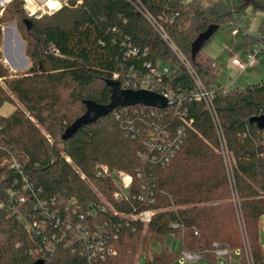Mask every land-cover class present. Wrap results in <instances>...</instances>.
Instances as JSON below:
<instances>
[{
  "label": "trees",
  "instance_id": "1",
  "mask_svg": "<svg viewBox=\"0 0 264 264\" xmlns=\"http://www.w3.org/2000/svg\"><path fill=\"white\" fill-rule=\"evenodd\" d=\"M245 7L264 12V0H233L229 10L220 1L67 0L36 19L18 0L6 7L0 22L16 24L29 66L20 73L6 67L0 29V108L13 107L0 113V264H95L77 226L89 243L111 250L100 264H138L143 256L145 264H152L149 257L175 264L181 251L211 252L214 244L239 250V264H264V129L249 122L264 117V79L222 92L219 65L202 50L194 59L190 52L208 26L230 29ZM144 13L212 92L221 135L205 106L192 101V80ZM150 67L160 73L153 79L162 90L182 96L180 104L116 108L61 140L84 114L83 101L110 103L107 81L117 76L121 87L129 80L139 90L136 81L149 76ZM165 67L167 75L161 74ZM179 113L191 124L162 165L149 133L153 127L173 131ZM100 166L109 173L97 176ZM117 172L131 177L127 190ZM144 211L153 212L148 224L135 219ZM168 237L178 241L177 251L165 245ZM206 258L215 264L212 254Z\"/></svg>",
  "mask_w": 264,
  "mask_h": 264
},
{
  "label": "built area",
  "instance_id": "2",
  "mask_svg": "<svg viewBox=\"0 0 264 264\" xmlns=\"http://www.w3.org/2000/svg\"><path fill=\"white\" fill-rule=\"evenodd\" d=\"M14 1L16 0H0V19L2 18L6 7L10 5L11 3H13ZM18 1H20L21 9L25 13V15L28 18L36 19L45 14L49 15V14L54 13L55 11L60 9L61 6L67 0H18ZM154 1H159V0H154ZM228 2L231 8L233 6V0H228ZM144 16L147 19V21H149L151 25L157 30L159 36L165 42L167 47L171 50L173 55L176 57L177 61L181 65H183V67L186 69L187 74L192 80V83L194 85L193 91L191 93L192 101L201 103L205 106V108L207 109L213 121L217 134L221 135L219 121H218L215 109L213 107L212 92L203 86L195 68L191 64L190 59L187 58L175 46V44L165 34L163 29L157 25L155 20L148 13H144ZM245 25H246L245 15L242 14L239 16L237 21L231 27V34L233 36H237L241 30L243 31L245 29ZM4 27L5 26L2 25L0 22V29L4 30ZM129 53L134 55L137 53V51L132 50V51H129ZM263 57H264V39H261L257 43H254L248 46L244 50V53L241 57L235 56L231 60L230 66L239 72H243L246 69L252 67L257 61H259ZM212 66H214V64H212ZM147 68H149V66H147ZM168 73H169V68L165 67L162 69L161 74L167 75ZM158 75H160V73L156 72L155 69H152L150 67L149 76H146L144 79L142 78L139 79L138 81H136L137 82L136 84H138L137 86H139V90H146L149 92H153L165 98L168 104L167 107L164 109H158L154 107H143V106H139V107L165 110L169 108L170 106L181 103L182 96L180 97L178 95H175V93L171 91L162 90V88H160L158 85L159 81H154L153 78L158 77ZM116 79H117V76H114L113 81H115ZM231 84H232L231 79H228L224 81L223 83L221 82L222 92H225L231 89H236L232 87ZM130 86H131L130 81L126 80L123 82L122 87L120 85V88L121 89H131ZM139 114H145V113L142 110L134 111V115H139ZM153 114H154L153 110H150V112L147 113L148 116L153 115ZM178 116L181 121V124H179L173 131H169L166 128L153 127V132L149 133V138H151L152 148L156 150V152L159 154L158 161L162 165H165L167 162H169L171 158L174 157L175 153L179 150V148L181 147L183 143L184 137H185V133H186L185 131L191 124V121L186 119L184 113H179ZM46 138L48 139L49 142H51L49 136H46ZM219 139L222 143L221 154L223 155L224 162L228 163L229 159L227 157V152L225 151V148H224V141L221 136L219 137ZM66 161L70 163V160L68 158L66 159ZM14 166L18 167L13 162L12 167ZM96 172H97V176L106 175L109 173L107 167L105 166L98 167ZM116 177L119 183L121 184L122 188L124 190H127L132 182L131 177L124 172H117ZM82 178H84L83 175H82ZM115 197L117 199H121L120 195L118 194L115 195ZM152 215H153V212L144 211L140 213L139 215L135 216V219H138L143 224H148L150 222V218ZM173 228H176V225H173ZM76 230L79 235L78 237L85 242L84 252L88 256V261L95 262V264H100L102 261H104L107 255H110L112 253L111 250L107 249L103 243H89L88 234L85 232L84 228H80L77 226ZM208 254H212V256L215 259V264H239L240 251L239 250L232 251L228 247H225L219 244H214L211 249V252H206V253L189 252V251L183 250L178 254L175 264H209V261L206 258Z\"/></svg>",
  "mask_w": 264,
  "mask_h": 264
},
{
  "label": "rangeland",
  "instance_id": "3",
  "mask_svg": "<svg viewBox=\"0 0 264 264\" xmlns=\"http://www.w3.org/2000/svg\"><path fill=\"white\" fill-rule=\"evenodd\" d=\"M197 1L206 6H210L212 3L220 1L225 5L227 10L230 8L228 0ZM221 14H223V12L219 11V15ZM243 15H245L246 27L243 31L241 30L237 36L231 34V28H219L202 49L203 54L218 63V79L222 82L231 79V86L240 89L257 84L264 79V57L243 72H239L232 67L227 68V65L231 62L234 56L242 55L247 42L255 40L254 43H257L259 40L264 39V12L260 10L253 11L251 7H245ZM2 34L3 44L1 51L4 64L12 72H23L28 68L29 62L24 55L25 44L17 31L16 24L10 23L5 25ZM12 110L13 108L11 105H5L0 112L1 114L6 115ZM3 168H0V181L3 177ZM262 222L264 223V218L262 219ZM261 240L264 249L263 232H261ZM165 245L172 251L178 250V241L172 237L166 239ZM152 247L155 250H158V245L156 243H154ZM146 259L147 258L143 256L138 264H145ZM148 259L152 264H156L152 261L151 257Z\"/></svg>",
  "mask_w": 264,
  "mask_h": 264
},
{
  "label": "water",
  "instance_id": "4",
  "mask_svg": "<svg viewBox=\"0 0 264 264\" xmlns=\"http://www.w3.org/2000/svg\"><path fill=\"white\" fill-rule=\"evenodd\" d=\"M218 30L217 25H210L208 28L199 34L191 44V58L202 50L204 45ZM107 87L110 89V103L107 105H99L93 101H83L85 112L76 119L62 134L61 140L66 142L71 139L82 126L92 125L99 119L105 118L116 108H126L134 106L154 107L164 109L167 107V101L162 96L146 90H131L121 89L116 81H107ZM250 124H257L258 129H264V117L251 118ZM34 264H43L42 261H37Z\"/></svg>",
  "mask_w": 264,
  "mask_h": 264
},
{
  "label": "crops",
  "instance_id": "5",
  "mask_svg": "<svg viewBox=\"0 0 264 264\" xmlns=\"http://www.w3.org/2000/svg\"><path fill=\"white\" fill-rule=\"evenodd\" d=\"M201 4H202V3H201ZM212 4H213V3H212ZM245 27H246V25H245ZM245 46H246V47H245V49H246L248 46H247V45H245ZM243 53H244V51H243ZM243 53H242V55H243ZM242 55H241V56H242ZM241 56H240V57H241ZM234 57H235V56H234ZM234 57H233V58H234ZM233 58H232V59H233ZM217 64H218V63H217ZM228 67H231V66H230V63L227 65V68H228ZM221 82H222V81L220 80V83H221ZM222 83H223V82H222ZM236 88H237V87H236ZM4 106H5V105H4ZM4 106H3V107H4ZM3 107H2V108H3ZM11 107H12V106H11ZM2 108H0V110H1ZM12 108H13V107H12ZM0 113H1V112H0Z\"/></svg>",
  "mask_w": 264,
  "mask_h": 264
}]
</instances>
